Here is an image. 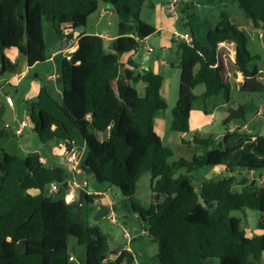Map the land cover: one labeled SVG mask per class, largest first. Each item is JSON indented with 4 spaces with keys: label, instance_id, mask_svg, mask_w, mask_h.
<instances>
[{
    "label": "trees",
    "instance_id": "1",
    "mask_svg": "<svg viewBox=\"0 0 264 264\" xmlns=\"http://www.w3.org/2000/svg\"><path fill=\"white\" fill-rule=\"evenodd\" d=\"M149 0H0V79L21 73L18 61L8 56L16 51L29 68L49 58L44 23H51L60 39L61 27L73 32L88 26L100 3L118 18L114 53L105 49L101 35L85 32L77 41L70 59L60 62L58 83L62 93L54 97L46 87L31 105L29 122L38 139L47 143L58 139L68 150L79 134L87 147L81 167L83 175L96 183L133 197L140 179L151 174L153 199L148 209L133 205L135 213L147 224L145 231L159 245L161 264H258L264 254V234L248 236L241 220L232 216L247 209L262 214L257 223L264 231V187L238 178L237 172L264 175V136L231 130L235 121L245 120V109L230 108L224 120L226 133L216 141L198 132L192 140H182L189 159L171 162L174 152L156 131L157 116L168 108L162 97L163 78L150 68L140 70L121 56L138 49L142 41L158 33L142 21L143 6ZM238 3L253 28L264 31V0H232ZM74 34V33H73ZM71 34V36L73 35ZM205 43L193 34L191 45L179 43V98L172 110L171 132L190 133L194 104L223 96L229 103L231 87L218 64L217 46H235L236 67L243 75L241 92L264 94L258 80L259 70L251 64L258 60L247 49L244 31L230 21L226 12L216 27L206 33ZM204 82L205 92L195 93ZM143 85L140 94L138 85ZM207 113L206 106L202 108ZM96 133L106 135L100 140ZM39 153L23 158L3 153L0 165V264H73L69 261L70 240L85 248L83 264H120L108 261L111 253L108 235L98 227L82 224L65 192L70 180L66 170L47 167ZM225 167L228 177L202 182L197 192L194 173L204 168ZM56 183L59 191L49 193ZM235 186L243 190L237 192ZM63 190L60 191V188ZM39 194L32 195L30 191ZM64 197L55 200V195ZM52 197V200L49 198ZM97 196H87L90 204ZM127 256V252L123 253ZM129 264H134L129 258Z\"/></svg>",
    "mask_w": 264,
    "mask_h": 264
},
{
    "label": "rangeland",
    "instance_id": "2",
    "mask_svg": "<svg viewBox=\"0 0 264 264\" xmlns=\"http://www.w3.org/2000/svg\"><path fill=\"white\" fill-rule=\"evenodd\" d=\"M151 2L155 5V7H150V3L147 2L143 6L141 19L145 23L156 27L158 19L157 10L164 5V11L168 12L166 7L167 0H151ZM109 8L110 7L108 5L100 3L98 11L88 19V33L93 34L97 32L98 35L107 37L117 34L118 18L114 12L109 11ZM178 9L176 10V13L168 14L170 17L177 15V19L179 18L175 29L182 33H184V31H188L190 34L193 33L196 39L201 43H205L206 33L216 27L220 20L221 13L226 12L230 21L246 33L248 38V51L252 57L259 58L258 60L253 61L251 65L258 68V70H261L258 80L264 85V43L258 36L259 30L253 28L251 25L249 26L243 23L246 20V17L240 9L238 3L233 2L232 0H180ZM102 14H104L103 17L101 16ZM103 32L110 35L108 36V34L106 35ZM44 34L48 58H50L55 51L61 49L62 51L59 52V54L63 56L62 58H66L73 53L72 51L75 48L74 43L71 45L65 43L63 44L51 23H44ZM162 38L161 34L156 33L149 38L148 44L154 48L155 53L157 54V59L167 63V65L159 67L158 70L164 79L163 97L166 99L168 104L167 110L161 113L166 126L165 129H160L158 134L162 138L164 144L174 152V156L170 160L173 162L181 158L189 159L191 155L187 152L185 145L182 143L181 134L171 132L170 130L172 110L175 108L179 98L181 74L179 68L180 51L174 42H169L171 47L170 50H162L160 48ZM104 42L105 47L107 48L109 42L107 39ZM143 45L144 44L142 43V47ZM11 54L12 53L9 55L11 56ZM129 54L130 53H126V55ZM17 58L18 59L15 61H18L20 65H23V57L18 55ZM171 64L172 66H170ZM24 68L27 69L28 73L24 74L23 79L20 81L18 93L16 94L14 90L0 92V124L9 122L13 127L16 126L15 122L11 119V108L5 106V94L7 92L12 94L11 97L14 100L15 109L17 110L16 114L20 117L24 116V118L27 117V115L29 116L31 105L37 99L35 96L37 95L38 87H46L56 98L62 93V88L59 83L54 80H48L47 75L54 69V67H52V63L45 62L37 64L33 66L32 69H28L27 66ZM56 68L57 65L55 64V69ZM230 72L233 76V68H231ZM36 73H38L37 77H35ZM21 75H23V73ZM240 89L241 86L239 89L233 88L229 103H226L223 96H217L207 100L206 102L199 100L194 104L192 120L193 126L195 124L194 117L196 114L200 113L203 106H206L209 111V116L205 119L206 122L212 120L210 124L203 126L201 131L198 132L202 137H212L216 141L221 140L223 137L219 136L226 133L224 120L226 118L227 111L230 108L236 109L239 106H243L245 109V120L235 121L229 127L232 130L239 131L240 133L244 132L246 134L264 136V94L244 93L241 92ZM138 90L140 94H143V85H138ZM202 91V86L195 89V93L197 95H200ZM243 126H245V128ZM237 127H242L243 131L239 130ZM31 128V125H28L25 130V134L31 132ZM190 138L191 137H187L186 140L189 141ZM19 140H21L20 137L12 138L10 133L9 135L0 137V154H2V149H6L8 152L16 154L15 151ZM64 147V142L58 139L42 143L36 135L31 140V148L33 151L36 153H42L45 159L48 161H55V166L63 168L66 170L67 174L73 175V173L68 172L70 164L63 159L59 152ZM73 148L81 155L80 167H82L87 157V147L79 134H76L75 136ZM207 175L212 178L226 176L223 171L217 172L212 168L201 169L200 171L194 173L195 181L193 182V185L197 191L200 187L201 180H205L206 178L204 177H208ZM235 176L238 178L248 177L251 183L255 182L259 187H264V175L237 172ZM74 177L76 178L77 176ZM74 181L80 186H82L85 181L88 182L90 185L89 189L97 184L92 176L86 175H83L82 177L79 176L77 177V180L74 179ZM151 181V174L147 173L140 179L137 191L133 197L126 198L118 195V204L115 215L107 220H101L100 222V227L106 235H108L110 250L115 251L119 248H123L127 254H129V258L132 259L133 262L135 261V264H161L158 259L159 245L153 242L147 235V232L145 231L147 224L139 218V214L135 213L133 209L134 204L142 209L149 208L154 196L151 190ZM103 189L107 191L108 195H112L108 185L103 184ZM234 190L241 192L243 188L241 186H235ZM114 191L117 192V194L120 193L117 188H115ZM62 196L63 195L60 194L55 195L54 199H60ZM74 208L77 213L76 217H78V219L82 218L84 223H86L88 217H90L93 212L90 210L91 205L87 203H83L81 206H74ZM232 216L241 220L242 229L247 235H262V230H259L257 227V223L262 217L260 212L247 209L245 211H235L232 213ZM115 217H117V220L113 222L112 219ZM126 232H128L131 237H135V240L127 242L125 238ZM69 249L71 253H74L77 259L76 264H80V262L85 261V248L80 246L73 238L70 240ZM214 264H219V261L215 260ZM258 264H264V260Z\"/></svg>",
    "mask_w": 264,
    "mask_h": 264
},
{
    "label": "crops",
    "instance_id": "3",
    "mask_svg": "<svg viewBox=\"0 0 264 264\" xmlns=\"http://www.w3.org/2000/svg\"><path fill=\"white\" fill-rule=\"evenodd\" d=\"M148 2L150 3V5H149L150 7H152V8L155 7V5L151 2V0H149ZM109 11L113 12L112 9H110ZM168 14H169V12L164 11V5H162L161 8L159 10H157L158 19H157L156 28L158 30V34H161L162 37H163L162 40H161V45H160V48L162 50H168V49L170 50L171 49L169 42L176 43L174 41V39H173V35H174L175 32L181 33V34H186V33L190 34V33H188V31H184V33L178 32L175 29V27L177 25V22H178L179 18L177 19V15L173 16V17H170ZM243 23L247 24L249 26L251 25L250 20L247 19V18H246V20ZM186 26H188V25H186ZM86 32L88 33V26L86 27ZM103 33L106 34V35L108 34L106 32H103ZM88 34H90V33H88ZM93 34L98 35L97 32L93 33ZM109 35L110 34H108V36ZM190 36L193 38V33H191ZM103 38H104V41H106V39H107V41L109 42L108 45H107V48L105 47L106 51H108V53H114V48H115L114 42L118 38L117 34L114 35V36L110 35V37L103 36ZM149 38L144 40V42L142 41L137 50L130 52L129 55H126V54L122 55L121 56V62L128 69H132L131 65H129V62H134V63L139 65V69L140 70H147V69L150 68L155 74H160L159 71H158L159 67L167 65V63L165 61H159V59H157V54L155 53L154 48L150 44H148ZM62 43H63V41H62ZM142 43L144 44L143 47H142ZM176 45L178 46V43H176ZM149 48L153 49L152 53L148 52ZM76 49H77V41L75 40V48L73 49L72 52H74ZM61 51H62V49L58 50V51H55L51 55V57L46 61L48 63H52V67H54V69L52 70V73L50 72L47 75L48 80H50V81L54 80L57 83H58V80H59V79H57V77L59 78V76H60V65H59V62L63 59L62 58L63 56L59 54V52H61ZM10 53H12L11 56L9 55ZM8 56L12 59V61H15V60L18 59L17 58L18 57V53L16 51H10L8 53ZM145 59H148V66H144L143 62H144ZM22 61H23L24 64L23 65L21 64L20 66H21V70H22L21 72L23 73V75H21L22 74L21 73V74L15 75V76L2 78L1 79L2 83L0 84V92L1 91H5L6 92V90L7 91L8 90H14L16 94L18 93V89L20 87L19 83L23 79L24 74L28 73L27 69L24 68L25 66H27L25 59H22ZM55 64L57 65L56 69H55ZM170 66H172V64ZM27 68L28 69H32L33 67L32 68L27 67ZM231 68H233V71H234L233 72L234 73L233 76H232V74L230 72ZM229 73L230 74L227 76L228 78H226V82L231 87V92H232L233 88L239 89V87L242 85V83L244 81V77L238 71V69L236 67V63H233V62H229ZM259 74H261V70H259ZM37 76H38V73L35 74V77H37ZM199 86L203 87V91L199 95V96H201L205 92V84H204V82H201V83L197 84L195 89H197V87H199ZM163 87H164V79H163V85H162V89H161L162 97H163ZM41 88L42 87H38L37 95L35 96L36 98H37L38 93H39ZM6 96H12V94L7 92L5 94V100H6ZM5 106L9 107L6 102H5ZM9 108H11V111H12L11 119L13 120V122H15L16 126L13 127L9 122H4L3 124H0V137H4L6 135H9V133H10L12 138L13 137H17V138L20 137L21 140H19L18 146H17L15 152H16V155H19V156H21L23 158H26V157H28V155L30 153L35 152L31 148V140L33 139V137L36 136V133L34 132L33 127L31 126L32 127L31 128L32 129L31 132H28L27 134H25L26 128L28 127V125H31L30 122H29V116L27 115V117H25V118H24V116L23 117L18 116L16 114L17 110L15 109V103H14V107H9ZM193 113H194V111H192L191 118H190V133L189 134H185V135H181L182 140H186L187 137H191L194 133L200 132L201 129L203 128V126L208 125V124H210L212 122V120H209L208 122H206V120H205L207 118V116H209L208 109H207V113H204L203 110L201 109L200 113L196 114V116L194 117L195 118V124L193 126L192 125ZM22 122L26 123V127L23 129L22 133L19 135V134H17V130L19 128V125ZM6 125H8V127H6ZM165 126H166V123L163 120V116H161V113H160L157 116L156 120H155V128H156L157 133L159 132L160 129H165ZM243 127L245 128V126H243ZM238 129L243 131L242 127H239ZM242 133H244V132H242ZM96 135L101 140H102V138L105 139L107 137L106 135H103V134H100V133H96ZM219 137H224V134L220 135ZM189 140H192V139L190 138ZM186 146L187 145H185V147ZM4 152L10 153V154H14V153L8 152L6 149H2L1 150L2 154H0V165H1V162H2V157H3V153ZM59 152L61 153V150ZM38 153L42 157L41 161L47 167H52V168L53 167H57V166H55V161H48L47 159H45V157L42 155V153H40V152H38ZM212 169L216 170L217 172L218 171H223L224 174H226L225 167H223V166H220V165L219 166H215V167H212ZM68 172H70V171H68ZM82 176L83 175H80V177H82ZM228 176L229 175H226L225 177H228ZM77 177H79V176H77ZM77 177L75 178L73 175L68 174V179L70 180L71 183H70L69 189L65 192L66 196L73 195V199H72L71 202L73 203L74 206H81V205H83V203H87V196H97L89 204V205H91V209L90 210H92L93 212H92V215L90 217H88L86 223L83 222L82 218L78 219V217H76L77 220L80 223L83 222L82 224H89L91 226H96L104 234H106L103 231V229L100 227V222H101V220H104V219L107 220V219H109V218H111L112 216L115 215V212H116V209H117V204H118L117 196L118 195L121 196V194L120 193L117 194V192L114 191L115 188L109 186V189L111 190L112 195H108L107 191H105L103 189V185H100L98 183L95 186H92L91 189H89V187H90L89 183H88V186L86 188H84L82 186H81V188H77V189L73 188L72 187V181L74 179L77 180ZM204 178L210 179L212 177L208 176V177H204ZM202 182H203V180H201L200 187H199L198 191L195 188V190L197 192H199L201 190ZM30 193L32 195H37V194H39V191L32 190V191H30ZM66 196H65V198H66ZM62 197H64V195ZM66 202H67V200H66ZM261 232H262L261 234H264L263 230ZM134 240H135V237H132V241H134ZM124 252H126V251L123 248H119V249H117L115 251H111V253H110V255H109L107 260L110 261V262H113V263H115L117 261H120V264H129L130 263L129 262V254H127L128 257H125V256H123ZM74 257H75V255H74ZM75 259H76V257H75ZM262 260H264V254H263L262 258H261V261ZM76 262H77V259H76V261L73 264H76ZM80 264H83V262H80Z\"/></svg>",
    "mask_w": 264,
    "mask_h": 264
},
{
    "label": "built area",
    "instance_id": "4",
    "mask_svg": "<svg viewBox=\"0 0 264 264\" xmlns=\"http://www.w3.org/2000/svg\"><path fill=\"white\" fill-rule=\"evenodd\" d=\"M180 3V0H167V10L169 13H176V10L178 9V4ZM108 13V12H107ZM102 17L104 16V14L101 15ZM73 30L71 28V26L66 25V26H62L61 27V35L63 36V43L65 44H72L74 43L75 45V39L71 38V34H73ZM259 38L261 40H264V31L263 30H259ZM103 37V35H102ZM173 39L176 43H186L188 45H191L193 42V38L190 36V34H181V33H177L175 32L173 35ZM149 53L153 52L152 48L148 49ZM217 59H218V64L216 65V67H218V65H221L224 69L225 72V79L227 78V76L230 74L229 73V62H233L236 63L235 58H236V50H235V46L232 43L229 42H221L218 44L217 46ZM72 54V53H71ZM67 59H70V55L68 57H66ZM58 79V77H57ZM1 79H0V84H1ZM6 103L8 104L9 107H14V100L11 96H6ZM6 127H8V125H6ZM26 127V123L22 122L19 125V128L17 130V134H21L23 129ZM61 156L63 157L64 160H66L70 166H69V171L70 173H73L74 176H80L84 174L83 169L80 167V153L76 152L74 150V148L68 150L67 148H63L61 150ZM88 186V182H84L82 187L86 188ZM72 187L73 188H81V186L79 184H76V182L73 180L72 181ZM49 193L51 194H55L59 191V186L56 183H51L49 185ZM73 199V195L70 196H66L65 200H67L68 203H70ZM113 222H115L117 220V218H113L112 219ZM125 238L127 240V242H130L132 240L131 235L126 232L125 233ZM69 261L74 263L76 261L74 254L70 252V256H69Z\"/></svg>",
    "mask_w": 264,
    "mask_h": 264
},
{
    "label": "water",
    "instance_id": "5",
    "mask_svg": "<svg viewBox=\"0 0 264 264\" xmlns=\"http://www.w3.org/2000/svg\"><path fill=\"white\" fill-rule=\"evenodd\" d=\"M86 32V26H80L77 28V30L74 32V34L71 36L72 39L78 40L82 34H84ZM264 43V40H263ZM144 66H148V59L144 60ZM52 73V71H51ZM63 190V187L60 188V191ZM49 200H52V197L49 198Z\"/></svg>",
    "mask_w": 264,
    "mask_h": 264
}]
</instances>
